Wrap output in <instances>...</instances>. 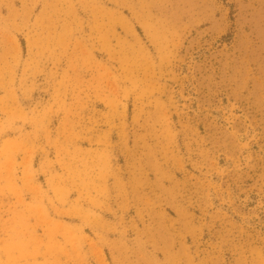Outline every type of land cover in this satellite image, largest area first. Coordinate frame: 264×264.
<instances>
[{"label":"rangeland","instance_id":"1","mask_svg":"<svg viewBox=\"0 0 264 264\" xmlns=\"http://www.w3.org/2000/svg\"><path fill=\"white\" fill-rule=\"evenodd\" d=\"M0 264H264V0H0Z\"/></svg>","mask_w":264,"mask_h":264}]
</instances>
